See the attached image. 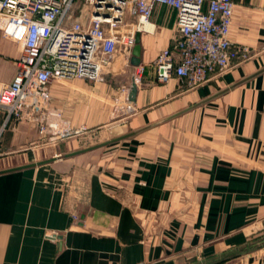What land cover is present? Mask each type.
I'll return each instance as SVG.
<instances>
[{
    "label": "crops",
    "instance_id": "obj_1",
    "mask_svg": "<svg viewBox=\"0 0 264 264\" xmlns=\"http://www.w3.org/2000/svg\"><path fill=\"white\" fill-rule=\"evenodd\" d=\"M232 1L229 37L250 57L195 89L156 80V57L178 36L165 4L139 31L137 66L118 53L100 80L50 83L49 110L74 132L163 121L101 150L0 173V264H193L264 238V71L207 99L264 68V0ZM20 53L0 32V86ZM60 141L0 109V170L64 154ZM262 247L222 263L260 264Z\"/></svg>",
    "mask_w": 264,
    "mask_h": 264
},
{
    "label": "built area",
    "instance_id": "obj_2",
    "mask_svg": "<svg viewBox=\"0 0 264 264\" xmlns=\"http://www.w3.org/2000/svg\"><path fill=\"white\" fill-rule=\"evenodd\" d=\"M75 1L0 0L1 36L21 46L11 79L0 86V109L6 120L37 121L49 140L77 132L62 128L60 112L49 110L50 83L100 80L114 55L131 56L135 35L147 27L156 4L175 10L178 29L172 46L155 59L158 83L176 77L182 87L195 89L250 57L229 37L232 0H88V21L67 25Z\"/></svg>",
    "mask_w": 264,
    "mask_h": 264
},
{
    "label": "water",
    "instance_id": "obj_3",
    "mask_svg": "<svg viewBox=\"0 0 264 264\" xmlns=\"http://www.w3.org/2000/svg\"><path fill=\"white\" fill-rule=\"evenodd\" d=\"M140 54H141L140 36H139V32H137L136 35H135V44H134V46L132 47V50H131L130 63L133 66H137L139 64V62H140ZM262 71H264V68L259 70L256 73L244 78L243 80H240V81L236 82L235 84L229 86L228 88H225V89L219 91L218 93L212 95L211 97H209L207 99L213 98V97H215V96H217L219 94H222V93L226 92L228 89H230V88H232V87L244 82L245 80L251 78L252 76H254V75H256V74H258V73H260ZM136 92H137V86H136L135 80L133 79L131 87H130L129 95H128V99L130 101H134L135 100ZM162 121L150 124L148 126H145L143 128H139L137 130H133V131L127 132L125 134H122L120 136H117L115 138L107 140V141L102 142L100 144H96V145H93V146H90V147H86V148H83V149L75 150V151L64 153V154H59L57 156H53V157H50V158H47V159H44V160H41V161H38V162H35V163H31V164H27V165H23V166H17V167L5 169V170H0V173L6 172V171H10V170H16V169H20V168L30 167V166H37V165H41V164H45V163H49V162L55 161L57 159H64V158L72 157V156H75V155H78V154H81V153H85V152L94 150V149H96L98 147L105 146L107 144L118 142L120 140H123V139L129 138L131 136H134V135L138 134L139 132H141V131H143V130L151 127V126H154V125H156V124H158V123H160ZM262 246H264V238L258 239V240H254V241H252V242H250L248 244H245L243 246H240V247H237V248H233V249L228 250V251H226L224 253L218 254L216 256H213L211 258H208V259H205V260H202L200 262L193 263V264H219V263H222V262H224V261H226V260H228V259H230L232 257L243 255L245 253H248V252H250L252 250H255L256 248L262 247Z\"/></svg>",
    "mask_w": 264,
    "mask_h": 264
},
{
    "label": "rangeland",
    "instance_id": "obj_4",
    "mask_svg": "<svg viewBox=\"0 0 264 264\" xmlns=\"http://www.w3.org/2000/svg\"><path fill=\"white\" fill-rule=\"evenodd\" d=\"M88 18H89L88 0H78V1H75L71 10L69 11L66 17V20H65V24L70 25L73 22H79V23L85 24V22L88 21ZM13 60H14L13 57L10 58L9 64L10 63L12 64ZM127 76H129V74ZM61 125H62L61 126L62 128L70 129L68 124L63 123ZM129 131H131V129L128 128L126 131L123 130V132H120L119 134H115L113 132H110L108 127H104V128H96L94 130H91V129L83 130L82 132H78V133L75 132L72 134H68L67 136L62 138L63 141H60L61 143L59 144L60 145L59 149H61L62 151H67L64 153L72 152L75 150H79V149L90 147L96 144H100L102 142H105L109 139L114 138L117 135L129 132ZM103 147L104 146H101L96 149L101 150V148ZM49 155L50 153L46 152L45 156L43 157H46V156L48 157Z\"/></svg>",
    "mask_w": 264,
    "mask_h": 264
}]
</instances>
